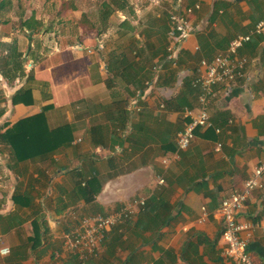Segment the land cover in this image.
<instances>
[{
    "label": "crops",
    "instance_id": "1",
    "mask_svg": "<svg viewBox=\"0 0 264 264\" xmlns=\"http://www.w3.org/2000/svg\"><path fill=\"white\" fill-rule=\"evenodd\" d=\"M162 1L171 7L164 15L155 6ZM127 3L106 26L100 11L96 33L27 31L26 49L17 38L26 74L7 81L13 88L6 92L2 130L44 111L50 128L71 126V140L48 158L53 163L16 162L10 148L0 146V249H11L0 252V264H81L65 251L64 235L84 216L142 196L146 207L114 226L100 255L86 264H238L223 253L220 204L264 160V33L240 51L251 60L246 77L215 87L214 126L197 129L179 152L177 136L189 119L186 109L199 105V90L192 92L189 83L202 59L225 52L264 18V0ZM196 4V29L171 61L170 13ZM21 87L31 89V103H13ZM262 201L264 186L242 218L262 220ZM249 250L264 261L261 227Z\"/></svg>",
    "mask_w": 264,
    "mask_h": 264
},
{
    "label": "built area",
    "instance_id": "2",
    "mask_svg": "<svg viewBox=\"0 0 264 264\" xmlns=\"http://www.w3.org/2000/svg\"><path fill=\"white\" fill-rule=\"evenodd\" d=\"M198 8H200V4L170 13V44L167 57L169 60H176L179 44L195 31L191 16ZM261 33H264V18L260 19L248 33L236 35L230 41L225 52L217 53L211 59H202L199 73L192 79V85L199 90V105L197 109H186V116L189 119L185 123L184 129L178 133V152L191 145L197 129L214 126L209 112V104L211 98L216 95L215 87L218 85L231 87L246 77V68L251 60L240 51L245 44L252 40L254 35ZM216 131L220 132L221 129L217 127ZM178 152L175 154L176 158L179 156ZM164 162H168V159H164ZM159 182L163 183L164 179L159 178ZM263 186L264 160L254 167L251 175L245 180L243 188L231 192L222 199L220 204L223 216L221 237L225 242L223 253L238 264H264L263 260L256 259L249 250L250 240L255 229L261 227L264 231V201L261 203L262 220L256 222L242 218V213L254 191L263 188ZM146 204L147 200L142 196L130 200L111 212L84 216L72 231L64 235L65 251L76 255L81 264H86L90 259L100 255L102 245L111 229L118 224L134 219L146 207ZM203 219L205 217H202ZM0 252L3 255H8L11 253V249L7 246L2 247Z\"/></svg>",
    "mask_w": 264,
    "mask_h": 264
},
{
    "label": "trees",
    "instance_id": "3",
    "mask_svg": "<svg viewBox=\"0 0 264 264\" xmlns=\"http://www.w3.org/2000/svg\"><path fill=\"white\" fill-rule=\"evenodd\" d=\"M128 0H110L103 2V23L106 26L110 15L116 11L125 9ZM72 9H76V5L71 4ZM14 7L13 0H0V22L8 23L10 18L4 19L5 13L12 10ZM67 8L64 3L61 6V11ZM21 30L24 32H32L33 34L40 33L45 28V23L42 18L36 17L34 14L28 18H23L24 10L21 11ZM65 20V19H64ZM69 26L71 21H65ZM79 24H88L89 27L96 31L97 25L89 19L87 14H83L79 19ZM102 24V22H101ZM87 27V26H86ZM87 29H89L87 27ZM90 29V30H91ZM65 31V28L63 29ZM252 40L249 42L251 43ZM256 48V45L253 47ZM24 51L19 48L17 38L13 41H5L0 38V74L6 78L9 83L15 82L19 76L26 74L24 65ZM190 89L193 92L194 86L189 83ZM13 103H31L32 91L21 87L13 94ZM6 107L0 109V116H3ZM71 140V126L63 125L56 128H50L47 123L44 111L24 117L15 122L5 131L0 126V146L10 148L11 157L16 162L27 160L44 159L43 163H53L51 155L55 154L60 148L67 146Z\"/></svg>",
    "mask_w": 264,
    "mask_h": 264
},
{
    "label": "rangeland",
    "instance_id": "4",
    "mask_svg": "<svg viewBox=\"0 0 264 264\" xmlns=\"http://www.w3.org/2000/svg\"><path fill=\"white\" fill-rule=\"evenodd\" d=\"M14 7L11 11L6 12L4 19L7 17L10 18L8 23H1L0 22V38L5 41H13L14 38H18L21 42V46L24 49L25 44L24 40V32L21 30V11L24 10L23 18H28L31 15H35L36 17H40L43 19L45 23V28L47 31H54L55 36H58L59 33L63 34V29L67 31H72L73 33H79L82 29L87 30L89 25L87 24H79V19L82 17L84 13H86L92 21L97 25H100V11H103L102 3L103 1H110V0H13ZM129 4L133 7L136 6H143L145 1L149 0H128ZM66 4L67 8L61 11V6ZM71 4L76 5L77 9H72ZM159 9H161L162 14L164 15L165 12L171 9L169 7L168 1H162L157 3ZM178 6V4H177ZM141 7V6H140ZM178 7H181L178 6ZM125 14L128 15L129 10L126 9L125 11L122 10ZM118 16V15H117ZM65 19V20H64ZM71 21V25L67 24L65 21ZM112 21V20H111ZM118 21V20H116ZM87 26V27H86ZM92 30V29H91ZM94 31V30H92ZM52 33V34H54ZM71 33V32H69ZM96 33V31H95ZM27 34H30L29 32ZM13 87L7 82L6 78L1 76L0 74V109L7 105L6 99V92L11 90ZM1 123V122H0ZM1 126V125H0ZM3 128V126H2Z\"/></svg>",
    "mask_w": 264,
    "mask_h": 264
}]
</instances>
